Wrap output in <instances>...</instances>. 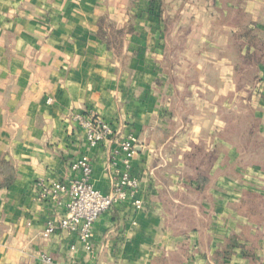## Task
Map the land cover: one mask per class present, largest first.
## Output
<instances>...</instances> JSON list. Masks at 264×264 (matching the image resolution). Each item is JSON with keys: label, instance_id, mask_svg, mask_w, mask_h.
Instances as JSON below:
<instances>
[{"label": "crops", "instance_id": "crops-1", "mask_svg": "<svg viewBox=\"0 0 264 264\" xmlns=\"http://www.w3.org/2000/svg\"><path fill=\"white\" fill-rule=\"evenodd\" d=\"M261 85L264 0H0V264H264ZM88 109L114 131L95 146L73 117ZM130 136L137 192L91 251L44 237L65 210L37 181L69 183L87 156L108 193Z\"/></svg>", "mask_w": 264, "mask_h": 264}, {"label": "built area", "instance_id": "built-area-1", "mask_svg": "<svg viewBox=\"0 0 264 264\" xmlns=\"http://www.w3.org/2000/svg\"><path fill=\"white\" fill-rule=\"evenodd\" d=\"M261 91L264 93V88ZM73 117L84 129L91 146L109 139L114 133L112 127L93 109L76 113ZM138 146L137 139L132 136L117 141L111 163L114 169L111 177L112 188L108 193H103L92 183V165L87 156L79 158L72 164V168L79 171L80 175L69 183L39 179L36 184L40 200H53L65 210L58 222L53 219L47 221L44 237H48L57 229L77 232L85 248L91 251L93 228L98 218L113 205L130 196L133 197L137 192L138 180L131 173V159L136 154ZM118 159L124 163V169L115 168ZM133 203L137 208L143 205V201L137 198ZM41 259L45 263L52 262L48 255H42Z\"/></svg>", "mask_w": 264, "mask_h": 264}, {"label": "trees", "instance_id": "trees-1", "mask_svg": "<svg viewBox=\"0 0 264 264\" xmlns=\"http://www.w3.org/2000/svg\"><path fill=\"white\" fill-rule=\"evenodd\" d=\"M1 163H2V165L6 166V172H9L11 170L10 164L7 161L2 160ZM4 175L6 176V181L4 182V184H2L1 181H0V186L9 185L10 182L12 181V178H8V174H4ZM253 202L254 203L255 202L259 203V201L256 200V199H253ZM234 246H236V242L234 240L226 243V247L222 250L223 251V255L225 257L230 256Z\"/></svg>", "mask_w": 264, "mask_h": 264}, {"label": "rangeland", "instance_id": "rangeland-1", "mask_svg": "<svg viewBox=\"0 0 264 264\" xmlns=\"http://www.w3.org/2000/svg\"><path fill=\"white\" fill-rule=\"evenodd\" d=\"M255 154H256V153H248V154H246L245 156H246V157H248V156H249V157H252V156H255Z\"/></svg>", "mask_w": 264, "mask_h": 264}]
</instances>
